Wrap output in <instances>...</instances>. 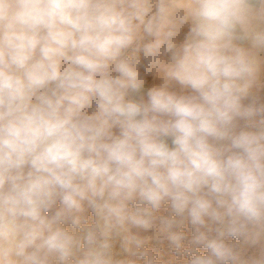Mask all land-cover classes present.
<instances>
[{"label": "clouds", "instance_id": "obj_1", "mask_svg": "<svg viewBox=\"0 0 264 264\" xmlns=\"http://www.w3.org/2000/svg\"><path fill=\"white\" fill-rule=\"evenodd\" d=\"M0 264H264V0H0Z\"/></svg>", "mask_w": 264, "mask_h": 264}, {"label": "crops", "instance_id": "obj_2", "mask_svg": "<svg viewBox=\"0 0 264 264\" xmlns=\"http://www.w3.org/2000/svg\"><path fill=\"white\" fill-rule=\"evenodd\" d=\"M184 31L186 32L187 29H185ZM183 36H184V33H182L181 36H180L178 39L182 41V40H183ZM153 83H157V84H158V83H160V81H155V82H154V81L152 80V78L149 77V78H148V85H147V86H151ZM145 91H146V89H145ZM164 212H165V210L162 209V210H161V214H164ZM90 216H91V213H90Z\"/></svg>", "mask_w": 264, "mask_h": 264}, {"label": "rangeland", "instance_id": "obj_3", "mask_svg": "<svg viewBox=\"0 0 264 264\" xmlns=\"http://www.w3.org/2000/svg\"><path fill=\"white\" fill-rule=\"evenodd\" d=\"M186 230L190 232V229H186Z\"/></svg>", "mask_w": 264, "mask_h": 264}]
</instances>
